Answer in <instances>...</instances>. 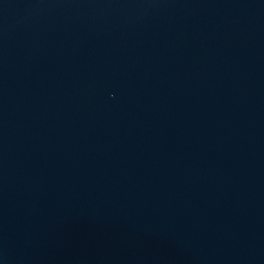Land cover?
<instances>
[{
  "label": "water",
  "instance_id": "obj_1",
  "mask_svg": "<svg viewBox=\"0 0 264 264\" xmlns=\"http://www.w3.org/2000/svg\"><path fill=\"white\" fill-rule=\"evenodd\" d=\"M0 264H264V0H0Z\"/></svg>",
  "mask_w": 264,
  "mask_h": 264
}]
</instances>
